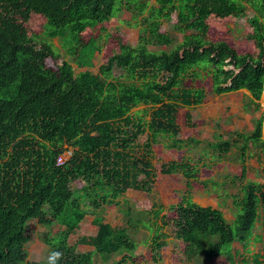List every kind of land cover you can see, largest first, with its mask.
I'll use <instances>...</instances> for the list:
<instances>
[{
    "label": "trees",
    "instance_id": "obj_1",
    "mask_svg": "<svg viewBox=\"0 0 264 264\" xmlns=\"http://www.w3.org/2000/svg\"><path fill=\"white\" fill-rule=\"evenodd\" d=\"M123 7L131 12L127 24L140 28L137 44L118 39V50L99 73L76 74L51 40L60 39L79 67L90 66L94 54L102 52L107 24ZM249 9L253 50L210 37L212 27L224 29V23L246 18ZM173 16L172 32H163ZM31 26L45 37L40 46ZM204 76L211 77V93L246 90L254 111H260L264 0H0V264H45L29 260L26 229L31 219L51 229L44 241L49 251H62L60 264H95L94 255L107 261L133 253L137 243L128 229L106 222L97 212L102 205L120 206L119 198L129 189L148 193L163 175L182 174L189 191L197 182L216 188L213 180H199L200 168L191 162L173 160L155 172L148 157L159 136L169 140L171 150L200 145L186 135L178 114L181 107L203 104L207 92L189 84ZM139 106L146 108L133 112ZM185 120L186 128L196 127L191 112ZM263 123L264 113L250 134L238 133L232 140L217 134L218 142L209 143L220 156L236 148L241 171L233 177V183L240 181L239 193L232 196L233 224L221 209L194 202L190 192L169 207L172 218L162 216L174 226L188 260L264 264V249L256 248L264 243V235L256 233L264 227V168L262 180L247 177L249 145L264 157ZM146 133V151L137 155L136 142ZM66 145L72 157L59 164ZM87 209L98 213L94 236L78 232ZM164 209L157 205L154 214L158 217ZM56 225L63 229L53 233ZM161 236L152 249L155 263L167 246ZM236 243L241 247L233 248ZM79 245L94 250L79 252Z\"/></svg>",
    "mask_w": 264,
    "mask_h": 264
},
{
    "label": "rangeland",
    "instance_id": "obj_2",
    "mask_svg": "<svg viewBox=\"0 0 264 264\" xmlns=\"http://www.w3.org/2000/svg\"><path fill=\"white\" fill-rule=\"evenodd\" d=\"M148 4H154L156 0H143ZM118 7V5H116ZM253 15L251 9L247 11V17L235 21L226 22L225 28L212 27L210 37L213 40H227L235 45L239 50H253L254 43L248 39L250 34L248 19ZM131 12L126 7L116 14L110 23L107 24L108 35L101 42L102 52H96L92 58L90 66L79 67L73 57L66 54L61 47V41L58 38L52 39L54 48L62 55L63 60L71 62L75 73L81 71H91L99 73L100 66L106 61L107 57L118 50L117 40L121 39L125 43L136 45L141 33L139 27L130 26ZM176 16H173L171 23H165L162 27L163 32H172V24L176 22ZM31 36L40 46L45 39L39 28L29 27ZM182 35H177L178 40H182ZM155 49V47H151ZM62 60L58 63L61 64ZM50 65H54L49 61ZM190 87L203 88L207 92V97L203 104L195 107H181L178 114V123L184 128L187 136H194L201 141L199 146L183 147L182 151L171 150L167 147L169 140L163 136L158 137V142L152 144L151 153L148 154L155 172L159 171L162 164L176 160L178 162H191L200 168L199 180H213L216 182V188L212 183L205 188L199 182L194 183L193 188L187 187L185 178L182 174L163 175L161 179L156 180L147 193L129 189L122 197L119 198L120 206L102 205L98 213L102 214L106 222L115 228H127L131 238L137 243V248L133 253L113 256L107 261H103L99 255H94L95 264H199L193 260H188L184 252V244L175 237V228L170 224L164 223L162 216L173 217V212L169 210L172 205L178 204L183 195L191 193L194 202L201 206H212L221 209L227 221L233 224L235 219L233 207V195L239 193L240 181L233 183V177L241 171V165L235 159L236 148L228 155L220 156L218 150L209 146V143H217L216 135H221L223 140H232L237 138L238 133L250 134L254 129V120L264 113V103L261 99V109L254 111L250 97L243 96L244 91H237L222 95L210 92L212 87L211 77L204 76L191 82ZM145 106H139L133 110L137 112L145 109ZM191 112L192 122L196 124L195 128H186L185 114ZM149 119V117H147ZM239 140V139H238ZM148 141V133L141 135L135 145L136 154L140 155L146 151L145 144ZM240 143L243 144L242 140ZM263 155L250 144L247 153L248 180H262L263 178ZM60 159V158H59ZM59 161V160H58ZM144 175L139 177L140 180ZM247 180V179H246ZM245 180V181H246ZM264 182V181H263ZM76 187H82L83 184L77 183ZM158 206L165 209L160 216H156L154 211ZM155 207V208H153ZM129 209L130 214L125 211ZM86 218L81 222L78 232L84 236H94L98 227L93 223L95 210L87 209ZM63 229L62 226L56 225L52 232L57 233ZM51 229L42 227L36 219H31L27 223L26 234L29 237L27 251L30 261H46L49 247L45 243V234ZM257 234L264 235V227L256 229ZM162 235V236H161ZM167 242V246L159 251L158 262L153 261V246L158 237ZM264 238V236H263ZM238 244H234L235 248ZM241 246L239 245V248ZM257 249H264V243H257ZM93 247L79 245V252H92ZM124 256H127L124 259ZM206 256V255H205ZM201 258V257H199ZM230 264L226 259L218 261L211 258L203 264ZM202 264V263H201Z\"/></svg>",
    "mask_w": 264,
    "mask_h": 264
},
{
    "label": "clouds",
    "instance_id": "obj_3",
    "mask_svg": "<svg viewBox=\"0 0 264 264\" xmlns=\"http://www.w3.org/2000/svg\"><path fill=\"white\" fill-rule=\"evenodd\" d=\"M63 253L59 249H52L48 252L45 264H60Z\"/></svg>",
    "mask_w": 264,
    "mask_h": 264
},
{
    "label": "built area",
    "instance_id": "obj_4",
    "mask_svg": "<svg viewBox=\"0 0 264 264\" xmlns=\"http://www.w3.org/2000/svg\"><path fill=\"white\" fill-rule=\"evenodd\" d=\"M73 154V150L71 147H68L67 145L65 146V150L64 152L61 154L60 159L58 161L59 164L64 163L65 161H67L68 159H70L72 157Z\"/></svg>",
    "mask_w": 264,
    "mask_h": 264
},
{
    "label": "crops",
    "instance_id": "obj_5",
    "mask_svg": "<svg viewBox=\"0 0 264 264\" xmlns=\"http://www.w3.org/2000/svg\"><path fill=\"white\" fill-rule=\"evenodd\" d=\"M242 91H244V93H243V96L244 97H246V96H249L250 97V99H251V95H250V93L248 92V91H246V90H242ZM264 93V92H263ZM263 97V96H262ZM263 138H264V123H263ZM236 244H238L235 248H239V243H236ZM241 246V245H240Z\"/></svg>",
    "mask_w": 264,
    "mask_h": 264
},
{
    "label": "bare ground",
    "instance_id": "obj_6",
    "mask_svg": "<svg viewBox=\"0 0 264 264\" xmlns=\"http://www.w3.org/2000/svg\"><path fill=\"white\" fill-rule=\"evenodd\" d=\"M263 103H264V93H263V97H262Z\"/></svg>",
    "mask_w": 264,
    "mask_h": 264
}]
</instances>
